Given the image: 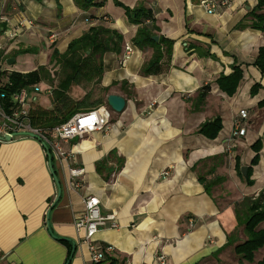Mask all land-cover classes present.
Returning a JSON list of instances; mask_svg holds the SVG:
<instances>
[{"label":"crops","instance_id":"1","mask_svg":"<svg viewBox=\"0 0 264 264\" xmlns=\"http://www.w3.org/2000/svg\"><path fill=\"white\" fill-rule=\"evenodd\" d=\"M199 1L104 0L88 11L74 0L0 1V15L8 19L0 21V72L45 66L54 77L28 92V124L32 109L53 107L52 92L60 79V74L53 75L60 71L51 60L54 49L64 53L101 18L123 37L118 51L103 54L100 83H74L67 92L76 102L88 94L77 112L107 107L109 123L64 144L69 160L50 153L61 187L57 201L42 143L24 134L0 141V264H92L83 231L75 224L88 195L99 198L102 214L115 212L118 223L95 235L99 245L111 247L99 264L111 259L116 264H257L264 258V247L253 262L234 252L246 238L243 226L233 237L235 202L264 190V74L254 65L264 32L251 27L249 16L258 0H229L215 14L206 13ZM140 3L154 12L157 41L159 36L173 41L170 58L161 60L157 73L141 72L153 48L134 44L138 26L127 20L123 8ZM6 33L14 35L7 38ZM125 43H131L133 53L122 65ZM233 65L240 66L242 78L229 96L216 79L231 74ZM86 84L90 88L85 90ZM204 85L210 90L200 101L198 91ZM254 85L257 90L251 93ZM109 94L125 99L121 112L107 105ZM97 100L102 103L93 104ZM241 109L247 112L245 133L230 142ZM217 117L222 128L216 138L198 133ZM256 141L259 159L252 165L253 184L247 185L236 165L251 166ZM101 161L99 172L96 164ZM72 167L84 170L78 187ZM200 177L222 180L206 191Z\"/></svg>","mask_w":264,"mask_h":264},{"label":"trees","instance_id":"2","mask_svg":"<svg viewBox=\"0 0 264 264\" xmlns=\"http://www.w3.org/2000/svg\"><path fill=\"white\" fill-rule=\"evenodd\" d=\"M75 4L83 11H88L91 7L102 6L104 0H74ZM116 4L121 5L119 2ZM125 15L130 23L138 26L136 34L133 38L135 45L139 47L151 46L153 53L151 58L143 64L141 72L143 74L157 73L161 69V60L165 57L170 58L173 41L159 36L158 41H153L152 37L158 35L159 28L154 18V12L151 8L144 4H138L134 8L123 7ZM251 27L264 32V0H258L256 7L250 12ZM84 18L90 20L89 14H85ZM3 28H0V32ZM123 37L116 30L109 27L107 20L101 18L95 24L91 25L80 37L72 40L64 53H59L56 49L52 51L51 60L60 65V71H54V76L60 74V79L52 92V109H43L36 107L29 113V122L32 127L51 128L69 119L74 113L79 110L80 105L86 102L88 94L80 102L73 101L67 94L71 84L80 83L82 81L100 83L103 73L102 56L105 52L116 50L118 51L119 44ZM254 65L259 71L264 74V46L258 50V54L254 60ZM232 73L229 75L221 74L216 83L223 92L232 96L239 85L242 78V70L240 66L233 65ZM6 78L0 80V102L7 112H12L16 108L14 95L25 89L27 92L32 90V87L42 81H53L50 70L45 66L28 71H2L0 77ZM258 85H254L251 93L257 90ZM104 90H107L105 88ZM210 90L209 85H204L198 91V99L203 100ZM102 100H97L93 104H101ZM222 128L221 119L219 117L207 121L202 124L198 133H201L209 139L217 137ZM255 151L254 157L251 159V166L247 170L246 176H242L240 167L236 165V171L247 185H252L250 179L252 174V165L256 164L259 159V141H256L252 146ZM103 161L96 164L97 171L101 172ZM205 190L209 191L211 186L216 182L221 181V177L206 181L200 177ZM234 215L237 225H243V232L246 236L245 240L237 243L234 246V252L241 260L253 262L254 254L257 250L264 247V228L260 227L264 223V190L257 197L245 196L240 201L234 204ZM231 237H229V243ZM110 264H116V261L111 259ZM257 264H264V258L259 260Z\"/></svg>","mask_w":264,"mask_h":264},{"label":"built area","instance_id":"3","mask_svg":"<svg viewBox=\"0 0 264 264\" xmlns=\"http://www.w3.org/2000/svg\"><path fill=\"white\" fill-rule=\"evenodd\" d=\"M4 2V0H0ZM229 0H200L199 5L208 14H215L221 7L228 6ZM1 22H7L8 19L4 15H0ZM14 33H6L7 38L13 36ZM1 47V46H0ZM133 53L131 43H125L120 63L123 65ZM28 92L23 89L14 95L16 108L12 112H7L0 102V137L5 135H19L20 132H31L36 134L42 142H44L50 153L52 152L58 159L69 160L70 154L64 149V144L70 141L82 138L84 135L94 131L106 129L109 123V115L107 107H98L87 111H79L74 113L66 121L51 127L48 130H42L32 127L26 123L27 110L25 109ZM247 121V112L245 109L239 110L233 121V127L229 141L234 138L243 136L245 133V125ZM1 141V140H0ZM84 170L80 167L70 168V175L74 179V187L81 185V177ZM168 171L164 170L162 175H167ZM84 210L76 218L75 224L78 230L83 231V242L87 245L90 261L92 264H99L105 260L107 252L111 250L110 246L99 245L95 239L97 232L108 225L111 228L118 226L115 212L102 214L100 209V200L94 195H88L83 199ZM163 263V257L158 258ZM118 264H129L124 260Z\"/></svg>","mask_w":264,"mask_h":264},{"label":"water","instance_id":"4","mask_svg":"<svg viewBox=\"0 0 264 264\" xmlns=\"http://www.w3.org/2000/svg\"><path fill=\"white\" fill-rule=\"evenodd\" d=\"M158 37L157 36H153L152 37V40L154 41H157ZM13 62V59H8L7 63H12ZM107 105L110 107V109L116 113H119L123 110L124 106H125V99L123 97H121L120 95H116V94H109L107 96ZM19 135L20 134H24V135H29V136H32L36 139H38L43 147L45 148L46 152H47V156H48V160H49V166H50V171L55 179V182H56V185H57V197L55 199V201L58 200L59 196H60V193H61V187H60V184H59V181L55 175V172H54V169H53V166L51 164V154H50V151L47 147V145L41 141V139L34 133H31V132H20L18 133ZM0 140L1 141H8V140H11V136L9 135H5L3 137H0ZM247 170H248V166L247 165H243L240 167V172H241V175L242 176H246L247 174Z\"/></svg>","mask_w":264,"mask_h":264},{"label":"rangeland","instance_id":"5","mask_svg":"<svg viewBox=\"0 0 264 264\" xmlns=\"http://www.w3.org/2000/svg\"><path fill=\"white\" fill-rule=\"evenodd\" d=\"M92 85H94V84H92ZM95 86V85H94ZM88 88H90V84H86V86H85V90L86 89H88ZM96 95H94V91H92V98L93 97H95ZM252 148V147H251ZM252 150H253V148H252ZM241 180H242V178H241ZM252 197H253V194L251 195ZM241 226H243V225H237V222H236V220L234 219V227H235V230L233 231V237L235 236V234L237 233V231L239 230V227H241Z\"/></svg>","mask_w":264,"mask_h":264}]
</instances>
